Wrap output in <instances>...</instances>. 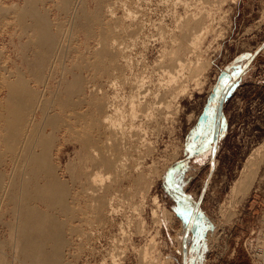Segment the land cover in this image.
<instances>
[{"label": "rangeland", "instance_id": "rangeland-1", "mask_svg": "<svg viewBox=\"0 0 264 264\" xmlns=\"http://www.w3.org/2000/svg\"><path fill=\"white\" fill-rule=\"evenodd\" d=\"M64 1L46 0L45 3L48 4V8H52L50 17L53 23H56L52 28L55 35H57V29L62 30H57L58 33L60 32L57 36L60 35L61 38L57 37V40L60 39L61 46L66 45L63 48L60 47L61 49L58 46L57 54H52L51 59L49 58L50 62L48 63H52L53 71L49 68L44 69L45 72H43V77L49 72L45 77L46 80L42 79L46 85H50L47 86L49 99L52 98L50 96H53L50 91L54 89L55 94L59 92V88L62 90L63 86H60V80L71 79L73 71L82 73L84 82L87 81L85 87L93 86L91 89L86 87V93L90 94V90L100 87L105 91L109 89L108 94H114V89L109 88L111 79L107 78L114 72L108 70L109 73L107 69L105 70L108 57L104 53V45L99 47L97 43L101 38H106L109 42L115 38L121 46L127 48V53L134 60L135 74H141L142 71L141 75H143V72L145 73L147 70V73L144 74L147 77L154 70L155 74H151V76L154 74V77H147L148 84L159 78L160 80L157 81H160L159 84L153 81L150 86L153 90L156 85L153 91L158 88L161 94L163 92L161 86L165 91L168 89L166 88L168 87L166 84L168 75L165 71L170 69H158L162 68L160 62L164 65L163 61L171 63L172 59L180 58L188 64L185 70L187 80L184 81L187 90L178 98L168 97L172 103H169L171 101L168 98L162 96L164 94H159L157 99L151 98L152 109H148V113L142 112L143 114H141L139 112L143 118L140 117L135 122V126L138 124L143 127L144 125V128L139 129L138 137L140 138L141 134L142 138L137 137L134 140L135 135L127 137L128 152L131 151L130 154L132 153L135 161L133 162L134 158H129L132 161L126 159V162H131V164L129 163L131 166L137 165L136 167H138L140 165L141 168L145 166L140 169L143 170V173L146 172L143 181L136 188L130 186L129 183L123 186L119 199L113 204L116 212L109 217L106 214L107 216L104 218V212L102 217L99 212L98 214L91 208L92 211L85 204V200H82L80 205L85 209L86 215L83 212L80 215L82 217L84 215V218L79 216L82 220H76L72 225L65 222L66 225H63L65 233H63L64 243L61 250L59 249L60 257L62 254L60 264H262L253 259V251L258 237L262 235L264 229V164L248 196L241 198L235 195V197L232 188L249 155L264 141V0H102V6H107V4L111 6L112 14L103 15L102 12L103 14L101 13L99 18L93 16L95 14L93 11L95 8H100L98 7V4L101 5L100 1L87 0L91 6L88 8L90 14L87 19L90 23L95 20L91 24L93 25L91 35L87 37L85 30L80 28L79 22L73 16L65 15L67 12H64L66 10L62 8V4L70 2ZM72 1L74 4L76 0ZM83 1L77 0L78 5L82 6ZM14 2L16 3L18 0H7L6 4L13 5ZM72 4L69 6L71 7ZM39 6H42L41 9L44 12L46 11L43 1L39 2ZM189 13L201 19L202 23L199 27L193 28L189 37L184 38L183 32L186 30L182 29L179 23L182 22V19L191 16ZM10 14L12 16H8ZM14 14L0 16V91L6 89H3L4 85L6 86L3 66L11 70L14 69V71L18 69L17 66H21L22 70L25 69L24 67L27 69L25 65L22 67L23 60L27 59L25 54L27 57H31L34 52L32 47L24 48L20 44L19 41H25L27 32L25 33L24 27L21 26L22 24L16 18L17 15ZM96 19L103 25L102 30H100ZM15 20L18 23H15ZM71 20L74 23L72 25ZM8 21L9 23L12 21L10 25ZM76 22H78V27ZM21 35L25 37L22 38ZM199 36L202 38L198 45L194 46L192 40H196V37ZM184 41L187 46H194L190 47L193 53L189 59L187 56L190 54L183 55L181 51H178V46ZM30 48L32 49L27 50ZM33 55L32 57H34ZM59 57L61 60L58 59ZM65 66L70 68V70L67 67V70L65 69L70 71L67 75L64 70ZM144 67L147 68L144 69ZM159 72L163 77L158 75ZM163 73H166L165 76ZM52 74L58 76L53 79ZM28 76L26 78H32L29 83L33 88L38 85V90L44 88V83H35V76ZM112 76L114 77V75ZM112 76V79L120 80L118 74H115L114 78ZM106 78L110 80L108 81ZM92 79L96 81L94 82ZM149 79L151 80L149 81ZM98 81L104 83L105 87L103 84L98 86ZM157 84L161 86L157 87ZM122 92L119 97L122 96ZM126 92H123V101L121 97H118L121 101L117 98L116 102L118 106V103H121L124 109L127 106L126 109L128 108L130 111L129 101H127L129 99L126 96L128 93L126 94ZM163 99L168 100L167 103L170 104H168L170 107H167V103ZM124 101L127 102L123 103ZM162 103L163 105H161ZM159 109L161 110L159 111ZM170 109L171 111H169ZM55 111L50 109V115L53 116L57 113L54 116L59 117L62 111L60 112L58 108ZM129 111H127V115L125 112L124 116L126 117H123L128 125L131 124ZM50 112L48 111V113ZM69 112H63L62 118L65 117V120L69 118V125L73 120L71 123L73 125L70 126L74 131L70 130L68 125L65 126L68 124L67 120L66 123H64V119L60 120V123L64 121V125L59 123L62 127L54 133L55 137L58 136L59 144L58 150L54 149L53 151L55 164L59 163L58 173L66 181L70 178L69 173L66 172V164L70 163L74 166L78 163L77 166H79L80 160H82V156L78 158L82 152L80 137L77 136L83 134V130H81L83 127L80 122L74 123L77 120ZM153 112L156 114L153 115ZM156 115L162 119L159 116L157 118ZM66 116L68 117L66 118ZM70 118L73 119L70 121ZM149 118L152 122L148 121ZM144 120L147 121V125H150L151 129H149L150 127L146 129L148 126L145 125ZM126 124L124 125L128 127L127 135H130V131L132 134H136L134 133L135 129L133 131L132 127ZM77 126L80 128V130L77 129L78 132L75 129ZM144 132L147 136L144 135ZM56 133L58 134L56 135ZM105 133L108 135L107 132ZM106 134H101V139L105 140ZM129 141L132 146L133 144L135 146L132 147ZM7 152L0 133L1 173L4 170H7L8 173L11 169ZM76 152L80 154L77 155ZM135 162L136 164H134ZM141 162L143 166H141ZM130 165L129 167H131ZM103 169L102 167V172ZM130 170H134V167H131ZM108 172L106 170V173ZM106 173L103 172L104 175ZM111 173L113 171H110L108 175H112ZM108 175L106 174V176ZM108 179L110 184L111 178ZM3 199H0V264L3 262V264H19L18 261V263L16 261V263H11L13 262L12 248L10 247L12 242L10 243L8 226L12 219L7 207L12 212L13 206L6 207L7 199L5 197ZM94 214H96V218L102 220L94 218ZM60 217L63 218V216ZM71 229L75 231L71 232ZM81 231L85 234H81ZM141 258L143 259L141 260ZM147 261L149 262L147 263Z\"/></svg>", "mask_w": 264, "mask_h": 264}, {"label": "bare ground", "instance_id": "bare-ground-1", "mask_svg": "<svg viewBox=\"0 0 264 264\" xmlns=\"http://www.w3.org/2000/svg\"><path fill=\"white\" fill-rule=\"evenodd\" d=\"M40 1H43L45 5V9H46L45 12L41 9L42 6H39ZM65 1L70 2L67 4L66 3L62 4V8L66 10L64 12H67L65 15L69 14L73 16V18H75L76 21L79 22V25L81 26L79 27L85 30L86 37L91 35V32L93 30V25L91 24H93L92 22H94L95 20H92V22L90 23L88 21L89 19H87L90 14L88 8L91 7L89 6L90 3L88 4L89 1L78 0L79 2L83 1L82 2L83 4L81 3L82 6L78 5L77 0L74 2V4H72L73 2L72 0H65ZM97 1L98 0H96V2ZM99 1L98 2L101 4L102 0H99ZM6 2L7 0H0V16L8 15L9 13H13V14L15 13L14 15H17L16 18L22 24L21 26L24 27L22 28L25 30V33L27 32L25 35L26 37L21 35L22 38L25 37V41L24 42H22L23 40L19 41L20 44H22L24 48L32 47L34 49L33 50L34 55L32 54L34 57H32V55L31 57H27L26 54L23 52V54H25V58L27 59L23 58L24 60H23L22 67H24L25 65L27 66V69L26 67H24L25 69L22 70L20 68L21 66L20 67L17 66L18 69L16 68L17 70L14 71V69L11 70V69L6 68V66H3V69L5 70V75H6V77L4 78L6 79V83H5L6 86L4 85L3 89L5 88L6 89L5 91H2V90L0 91V112H1L0 123H2L0 133L5 143L6 149L8 150L7 153H9V163H11V169L8 173H7V170L6 171L4 170L5 172L3 171V173L0 172V192H1L0 199L2 200L4 197L7 199V202H6L7 205L5 204L6 207L13 206L12 212H10L11 210H9V208L7 207L8 209L7 211L10 215V218L12 219V222H10L8 226L9 234L11 238V241L10 240L9 241L10 243L12 242L10 244V247L12 248L11 254L13 257V262L11 263H16L18 261L19 264H60V260H62L61 259L62 254L60 257L59 249L61 250V247L64 243L63 233H65V230L63 232V225L64 226L66 225L64 224L65 222L72 225L76 220H80V219L82 220V218H84V215L82 217L80 214L86 211L85 209H83L82 205H80L81 204L80 202L82 200H85L86 202L85 204L90 209L92 208L94 211H97V213L99 212L101 216L105 213L104 218L107 215L109 217L116 212V208H114L113 204L115 201H117V199H119V194L122 191L123 186L129 183L130 186H133L136 188L143 181V178L146 172L143 173V170H140L143 167H145L142 165V162H141V166L143 167L142 168L139 167L140 166L139 160L141 157L137 158L139 160L136 159V161H138L139 163L138 167H136L137 165L131 166L130 165L131 162H129L130 164L128 163V161L126 162V159L129 160V158L131 159L134 158V156L131 155L132 153L130 154L131 151L128 152L127 137L131 135H135V138H134L135 140L139 136V129L142 127V125L138 126L137 124L138 128H136L137 126H135V122L138 118L143 116V115L140 116L139 112H141V114H143L144 112L148 113L147 110L152 109L150 106L152 104V102H150L152 101L151 98L157 99L162 94H164L162 95L164 96V98H168V97H171V99L172 97L178 98L179 95H182L184 91L187 90V88L184 85V81L187 80V76H185V70L187 68L188 62H183L182 59L180 58L172 59L171 63H166L165 61H163L162 63H164V65L161 64L160 62V65H162V68H158V69L163 70V69L169 68L170 70H173V71H170L167 69L165 71L168 75L167 77L168 80L165 79L168 87H166V84H164L165 87L168 88L166 91L164 90V87L161 86L162 81H163L162 78H161L162 81L160 83L161 85H158L160 82V81L157 82L158 80H160L158 77H157L158 78L157 81L153 80L154 82L156 81V83H158L157 87L161 86V88L163 89V92L161 94L159 93L158 88L156 91H153L156 85L153 88V90L151 89V86H152L151 82L153 81L150 82L151 86H150V83L148 84L147 77L149 75L147 77L146 75L144 76V74L147 73V70L145 73L143 72V75H141L142 71H141V74L139 73L140 75L134 73V69H133L135 66V65L133 66L134 60H132L131 55L127 53L126 47L121 46V44H119L117 40H115V38L114 40L113 39L111 40L112 42H109L106 38H101L99 41L97 40L98 41L97 43L99 47L100 46L102 47L104 45L105 47L104 53L108 57L107 65L104 64L106 65L105 70L107 69V71L110 70V72H114V74L113 73L110 74L111 76L114 75V77H115V74H118L120 78L119 81L116 78L112 79L111 76L107 77L111 79V80L109 79L110 81L106 78L110 84L109 88L114 89V94H111L113 96L108 94L109 89L105 91L103 90L104 88H100V87H96L90 90L91 91L89 92L90 94L86 93V87H90L91 89V87L93 86L88 85L85 87L84 85L87 83V81L86 83L84 82L85 79H84V76L81 75L82 73L81 74L74 73L75 71L73 72L71 71L72 72L71 79L69 78L61 79L60 80L61 84L60 83L59 84L60 86L61 85L63 86V89L59 90L61 89L59 88L58 89L59 92L54 94V89L52 88L53 90L50 92L51 94H53V96H50L52 98L49 99L47 97V92H48L47 86H50V85H46V82L42 81V79H44V81L46 80L45 77L49 74V72L44 77H43V72H45L44 69L50 68L52 70V63H48L50 62L49 58L51 59V57L53 56L52 54L54 55L57 54V50H59L60 47L62 48L64 46L66 47V45H64L66 44L65 43L66 41L63 44L64 46H61L62 43L60 44V41H59L61 39L59 37L60 35L57 36L60 33V32L58 33L57 30H60V29L56 28L57 35H55L54 31L52 30L53 25L56 24V23L55 24L53 23V20L50 17L52 8L47 7L48 4H45L46 0H18V2L16 3L14 2L15 4L12 3L13 5H7ZM70 4H72L71 7L69 6ZM95 4H98V3H95ZM102 5L103 4L101 5L98 4V7L100 8L95 6L98 9L95 8V11H93V13L95 14L93 13L91 14H93V16L95 15V17L97 16V18H99L102 12L104 13V14L102 13L103 15L105 14L111 15L112 14L111 6L107 4V6L104 5L105 6L104 7ZM59 7L57 8L62 10ZM190 15L191 16H188L184 20L182 19V22L179 19V21L181 22L179 23L181 24V28L186 30L183 32L184 38L189 37L191 35L193 28L199 27L202 23L201 19L196 18L192 14ZM8 16H12V15L10 14ZM13 17L15 18V16ZM53 19L56 20V18H53ZM11 22L9 23L8 21L9 25L11 24ZM14 22L18 23L17 20H15ZM78 22H76V25ZM96 22L99 23L100 30H102L103 25L100 24V21H98V19H96ZM72 24H74L73 21L71 22V25ZM57 37H59L60 39L58 38L59 40H57ZM64 37L65 36L63 35V38ZM201 38L202 37L200 36L196 37V40L194 39L192 40V44L194 46H197ZM64 40L66 39L64 38ZM194 46L190 45L191 48ZM190 47L187 46L184 41V43H181L178 46V51H181L183 55L190 54L189 56H187V59H189V57L193 53ZM32 48L27 49V50H31ZM62 50L65 51V49H62ZM65 54L66 53H64V55ZM110 58H111V62H110ZM58 59L61 60L60 57ZM54 60L56 61V58ZM56 65H57V62H56ZM66 67L68 68V66H65L64 70L66 69ZM145 68L147 67H144V69ZM68 69L70 70V68ZM68 71H66L67 73L65 72L66 75L70 72ZM153 71L152 73H154ZM54 72L52 73L54 74ZM136 72L138 73V70ZM61 73H56V74L59 75ZM152 73H149L150 76ZM166 73H163V75ZM103 74H106V72L105 73L103 72ZM154 74L151 77H154ZM159 74L160 72L158 73V75ZM28 75L35 76V79H36L35 83L36 82H38L39 84L44 83L43 85L44 88L43 89L41 88V90H38L37 87L39 85L36 88H33L29 83L30 81H32L31 80L32 78H29V79L26 78V76ZM54 75L52 77L53 79H55L58 76V75L56 76ZM64 75L65 74H63V76ZM160 77H163V76L161 75ZM150 80L151 79H149V81ZM197 81L199 80L197 79ZM103 82H106V81L103 80ZM56 84L58 85V83ZM102 84L104 86V83H99L97 85L100 86ZM55 88L57 89V87ZM120 90L123 91L124 93L128 90V92H126V94L128 93V95L126 96L129 99L127 101H129L128 106L130 107V111L128 110V108L126 109L127 104L126 105L123 104L124 106H126L125 109L122 108L121 103H118L119 106L121 104V107L117 105L116 100L118 101L120 97L122 98L121 100L123 101L122 96L124 93L122 92V96L119 97L121 93ZM171 99L168 98V100L170 101ZM168 100L167 101L165 100V102L167 103ZM127 101H124L123 103H126ZM158 102L160 104L161 100ZM165 102L163 103L165 104ZM155 103L154 105H156ZM163 103L161 105H163ZM169 103H172V101ZM169 103H167V107L170 105ZM57 108L60 110V112L62 111L60 113L61 115L58 114L59 117L54 116L57 113L53 114V116L50 115L51 114L50 109H54L57 111ZM163 108L164 106L162 107V109ZM160 110L161 109H159V111ZM48 111L50 113H48ZM68 111H70L69 114L71 113L70 115L73 116L77 120V122H74V123L77 124L78 122H80V124L82 125L81 127H83L81 128V130H83V134L80 135L79 133L80 136H77V137H80L79 141H80L82 153L78 151V149L77 151L80 152L81 154L80 153L77 154L76 152L77 155L80 154V157L78 156V158H81L82 156L81 158L82 160H80L79 166H77L78 163L74 166L73 164H70V163L66 164V168H67L66 172L69 173V177H70L68 180L69 182L66 181V179L64 180L60 177L58 173L59 171L58 169H60L58 165L59 163H57L58 159L56 160L57 164H55V159H54L55 155H53L55 154L53 152L54 149L58 150L57 146L59 144V139L57 138L58 136L55 137L54 133L58 128L60 129L62 127V126L60 127V125L64 121L60 123V120H63V119L65 120L64 116H63L64 118H62V113L63 112L67 113ZM127 111L130 112V113L128 112V115L130 114V117H131L130 125L126 124L127 122L125 123L126 119L125 120L123 119V117H126L124 116V113L126 112V115H127ZM169 111H171V109ZM154 112H153V115L156 114ZM97 113L99 114L98 116L96 115ZM167 113H168V110H167ZM68 116H66V118ZM156 116L158 118L159 115H156ZM165 117L166 115L164 116V118ZM72 119L73 118H70V121ZM75 119L74 121H76ZM66 120L68 123L69 118H67ZM66 120L64 123H66ZM148 121L152 122L150 118ZM72 122H70L71 126L73 125L71 124ZM145 123H146L145 125H147V121ZM124 124L132 127L131 129L133 131L134 129L135 131L137 130L136 132L134 131V133L136 134H132L130 131L129 132L130 135H127L128 133H126L127 132L126 129L128 127L127 126L125 127ZM154 124L155 122L153 123V125ZM67 125L70 127V130H71L72 128L69 125V123L66 124L65 126ZM65 126H64V129L66 128ZM149 127L150 125L146 127V129ZM142 128H144V125ZM75 129H76V132L80 130L79 126H77V128ZM77 129L79 130L77 131ZM149 129H151V127ZM72 130L74 131V129ZM141 130H140V133L142 132ZM105 132H107L108 135ZM103 133L107 135L105 140L101 139ZM57 134L58 133H56V135ZM73 134L74 132L72 133V135ZM97 134L99 137L97 136ZM145 134L146 133L144 132V135ZM140 136H141L140 138H142L141 134ZM131 137L129 138L131 139ZM76 139L78 140V138ZM60 140H61V137H60ZM77 140H74V141L77 142ZM143 143L144 142H142V144ZM131 144L132 143H130V145ZM134 146L135 145L133 144L132 147ZM136 147H139V146H136ZM127 153H129L130 155L129 154L127 155ZM129 161H132V160H129ZM134 161H135V158L133 162ZM4 164H8V163H4ZM74 164H75V161H74ZM134 164H136V162ZM263 164H264V141L259 146H257L256 149L253 150V152L247 158L238 179L235 181L233 185L232 192L234 193V196L235 195L240 196L241 198H245L246 196H248V194L252 191L261 173L260 171H261ZM129 165L131 167H134V170L131 171L130 170L131 167H129ZM102 167L108 170L109 172L113 171L114 174L111 173L112 175L109 176L108 175L109 172L106 173V170L103 169V172L106 173L108 176H106V174L104 175L101 170ZM113 175L115 178L114 177L112 178ZM108 178H111L110 184H109V181H107L109 180ZM106 182H108L107 183L108 185L106 184ZM95 215L96 214H94V218L97 217ZM60 216H63V218H61ZM79 216H81L82 218H80ZM96 219H99V218H96ZM101 220L99 219V221ZM72 230L74 229H71V232ZM81 234H85V232L84 233L82 232ZM87 236L89 235L87 234ZM142 259L143 258H141V260ZM113 262L115 263V261ZM148 262L149 261H147V263Z\"/></svg>", "mask_w": 264, "mask_h": 264}, {"label": "built area", "instance_id": "built-area-1", "mask_svg": "<svg viewBox=\"0 0 264 264\" xmlns=\"http://www.w3.org/2000/svg\"><path fill=\"white\" fill-rule=\"evenodd\" d=\"M253 259L264 264V229L262 235L258 237V242L256 244L255 250L253 251Z\"/></svg>", "mask_w": 264, "mask_h": 264}]
</instances>
